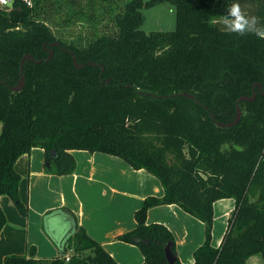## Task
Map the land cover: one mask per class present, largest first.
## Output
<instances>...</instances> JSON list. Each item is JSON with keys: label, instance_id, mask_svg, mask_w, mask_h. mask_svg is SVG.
Masks as SVG:
<instances>
[{"label": "trees", "instance_id": "trees-1", "mask_svg": "<svg viewBox=\"0 0 264 264\" xmlns=\"http://www.w3.org/2000/svg\"><path fill=\"white\" fill-rule=\"evenodd\" d=\"M156 2L173 5L175 26L145 32L140 8ZM233 3L244 20L250 11L242 34L224 26ZM0 123V195L21 215L20 155L42 148L44 170L60 175L75 168L72 150L101 152L163 188L116 236L138 247L140 264H169L166 250L185 264L170 230L146 223L162 204L203 224L191 264H264V0H12L0 7ZM222 198L234 207L215 247L212 205ZM76 228L67 261L60 246L55 257L9 254L2 264H118Z\"/></svg>", "mask_w": 264, "mask_h": 264}, {"label": "crops", "instance_id": "crops-1", "mask_svg": "<svg viewBox=\"0 0 264 264\" xmlns=\"http://www.w3.org/2000/svg\"><path fill=\"white\" fill-rule=\"evenodd\" d=\"M75 168L69 174L44 170V151L34 147L20 155L14 169L20 175L18 195L27 206L21 215L7 195H0L5 223L0 229V264L9 254L51 258L60 246L66 256L74 252L73 234L82 227L118 264H140L143 256L135 244L116 239L135 224L134 211L146 196L160 197L159 181L144 169H133L124 160L101 152L72 150ZM211 244L217 247L234 207L232 198L213 202ZM162 223L172 233L180 262L193 263V251L204 239L201 221L176 204L150 207L146 223ZM71 251V252H69ZM89 251L85 250L84 254ZM251 256L248 264H261Z\"/></svg>", "mask_w": 264, "mask_h": 264}, {"label": "rangeland", "instance_id": "rangeland-1", "mask_svg": "<svg viewBox=\"0 0 264 264\" xmlns=\"http://www.w3.org/2000/svg\"><path fill=\"white\" fill-rule=\"evenodd\" d=\"M144 2L147 0H143ZM248 8H246L247 10ZM250 11H248L249 14ZM247 14V18L245 21L249 23L251 19V15ZM236 18L234 19V21ZM233 21L224 22V26L231 27ZM136 24L143 29L145 32H149L152 30H167L173 29L175 26V13L173 5L166 2H156L152 4L143 5L140 8V12L138 14V19ZM232 28V27H231ZM77 29V27H75ZM60 31V28L56 29ZM0 131H1V123H0ZM71 252V251H69ZM74 254L71 252L70 256ZM259 257V256H255ZM258 261L261 263V259L259 257Z\"/></svg>", "mask_w": 264, "mask_h": 264}, {"label": "clouds", "instance_id": "clouds-1", "mask_svg": "<svg viewBox=\"0 0 264 264\" xmlns=\"http://www.w3.org/2000/svg\"><path fill=\"white\" fill-rule=\"evenodd\" d=\"M229 17H235L236 20L233 21L231 27L233 31L243 33L245 29V25L247 21L244 20V18L240 15V8L237 3H233L231 7L228 9ZM225 22H227V18H225Z\"/></svg>", "mask_w": 264, "mask_h": 264}, {"label": "water", "instance_id": "water-1", "mask_svg": "<svg viewBox=\"0 0 264 264\" xmlns=\"http://www.w3.org/2000/svg\"><path fill=\"white\" fill-rule=\"evenodd\" d=\"M240 115V110L237 108V113H236V120L238 119ZM49 158H52V157H55L56 156V153L55 151L52 149L49 151V154H48ZM166 257H167V260L169 261V264H172L173 260H174V257L172 256V254L169 252V250H166Z\"/></svg>", "mask_w": 264, "mask_h": 264}, {"label": "built area", "instance_id": "built-area-1", "mask_svg": "<svg viewBox=\"0 0 264 264\" xmlns=\"http://www.w3.org/2000/svg\"><path fill=\"white\" fill-rule=\"evenodd\" d=\"M26 5H31L32 0H22ZM12 2V0H0V7H5L9 5ZM64 259L67 261L69 259L68 256H64Z\"/></svg>", "mask_w": 264, "mask_h": 264}]
</instances>
